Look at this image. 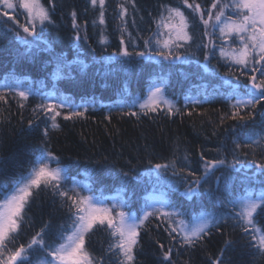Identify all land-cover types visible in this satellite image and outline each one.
Masks as SVG:
<instances>
[{
  "label": "snow or ice",
  "instance_id": "6c2138e0",
  "mask_svg": "<svg viewBox=\"0 0 264 264\" xmlns=\"http://www.w3.org/2000/svg\"><path fill=\"white\" fill-rule=\"evenodd\" d=\"M88 6L96 13L93 27L101 26L100 43L107 44L104 32L109 0H88ZM56 8L57 0H46V3L42 0H0V19L5 24L12 21L15 25L8 31L13 32L11 50L18 60L32 58L37 51H51L43 33L53 23ZM185 10L190 11L186 14ZM130 11L138 13L136 0H117L113 15L119 22L120 50L107 58L108 63L116 56L133 55L142 60L156 58L170 64L185 62L184 53L191 50L194 39L190 30L192 21L198 19L202 25V38L196 47L204 52L205 71L217 52L218 63L222 61L228 69L223 77V84L228 86L224 93L228 110L219 114L218 126L233 121L247 127L249 121L255 120L257 109L264 110V0H211L208 6L198 0H180V6L160 3L158 15L153 18L155 29L143 38V50H138L132 43L133 37L128 31ZM70 15L74 40L81 39V31L87 39V21L82 26L75 10ZM20 17H23L22 21ZM132 24H136L134 17ZM129 43L133 47L131 52ZM51 63L55 65L54 78H60L61 73L71 69V64L60 55L53 54ZM21 83L17 80L15 86L5 84L8 91L0 92V102L7 104L11 95L23 109L32 93L22 88ZM201 89H204L206 99L220 94L219 89L214 88L209 93L206 86L200 85L196 89L197 95ZM188 100L193 108L202 103L201 99L191 96ZM133 106H138L139 111L121 110L120 115L139 119L159 115L161 111L169 117L184 114L167 99L163 80L154 82L146 96L134 101ZM88 111L87 107L70 105L59 96L49 95H44L32 109L35 120L43 117L50 123L42 130L44 143L34 154L30 166L11 185L0 181V264H32L31 256L35 252L43 253L41 264H112L113 258L116 264H137L141 234L152 227L166 233L171 246L157 243L163 261L174 264V249L195 248L212 235L213 229L221 232L222 225L229 222L234 230L240 231L247 247L257 256L264 257V227L257 223V215L264 214V135L250 136L248 141H233L231 161L227 157L206 158L201 153L203 171L199 175L190 167L178 164L175 158L164 162L149 159L146 174L150 179L154 178L157 189L165 190L158 196L146 197L142 208L133 213L130 205L134 193L125 192L123 187L116 189V195L111 197L105 196L103 190L97 193L93 188L95 180L93 184H81L71 178L60 156L47 146L50 132L60 129L58 117L64 121L86 119ZM261 117L264 121V111H261ZM105 119L111 122V112ZM33 123L34 120H30L29 127ZM184 160L187 161V156ZM169 173L172 177H193L190 183L183 181L186 185L183 195L199 204V211L186 215L176 208L170 198V193L177 190L176 184L172 180H162ZM121 176L125 178L122 185L129 179H136L129 177L128 171L121 170ZM213 177L215 187L204 188ZM47 192L66 212V221L56 225L55 230L51 219L43 221L39 229L22 242L23 227H31L28 211L41 193ZM205 195L209 201L227 209V214L206 211L207 205L201 202ZM97 231H103L109 237L102 254L91 250L90 240ZM222 257L223 250L220 256L210 258L211 264H224Z\"/></svg>",
  "mask_w": 264,
  "mask_h": 264
},
{
  "label": "trees",
  "instance_id": "16d2710c",
  "mask_svg": "<svg viewBox=\"0 0 264 264\" xmlns=\"http://www.w3.org/2000/svg\"><path fill=\"white\" fill-rule=\"evenodd\" d=\"M42 2L46 3V0ZM198 2L208 6L211 0ZM116 3L117 0H109L104 32L108 42L101 44V26L93 27L92 20L96 13L89 8L88 0H57L53 23L43 33V39L51 51H37L34 57L28 59L16 58L11 50L13 32L8 31L15 25L12 21L5 24L0 19V49H4L0 50V92L8 91L5 84L15 86L19 80L21 87L32 93L23 109L18 107L16 98L11 95L7 104L0 102V181L11 185L30 166L34 154L44 143L42 130L50 122L43 117L35 120L32 113L44 95L59 96L70 105L89 109L86 119L64 121L58 117L60 129L51 131L47 142L49 149L60 156L69 176L81 184H93L95 180L93 188L97 193L103 190L108 197L116 195V189L122 187L125 192L134 193L130 205L133 213L142 208L146 197L158 196L160 191L165 190L157 189L154 178L150 179L146 174L150 167L149 159L164 162L175 158L178 164L190 167L199 175L203 171L201 153L206 158L227 157L231 161L233 141H248L250 136L258 138L264 135L262 109H257L255 120L249 121L247 127L233 121L218 126L219 114L228 110L224 99L228 86L223 84L228 69L222 61L218 63L217 52L205 71L204 52L196 47L202 38V25L198 19H193L190 29L194 38L191 50L184 53L181 49L186 55L185 62L170 64L156 58L142 60L133 55L127 58L116 56L108 63L107 58L120 50L119 22L113 15ZM160 3L180 6V0H136L138 13L129 12L128 31L138 50H143V38L151 35L155 29L153 18L158 15ZM73 10L78 13L80 25L87 21V39L84 38V31H81V39L74 40L70 15ZM185 11L188 14L190 10ZM133 17L135 25L132 24ZM20 19L22 21L23 17ZM132 43L128 44L130 52L133 51ZM53 54L63 56L71 64V69L61 73L60 78L53 76ZM161 80L167 99L180 108L183 115L169 117L163 111L159 115L141 116L139 119L120 115L121 110L139 111L133 102L145 97L152 84ZM200 85L206 86L209 93L214 88L219 89L220 94L206 99L204 89H201L197 95L196 89ZM190 96L201 99L202 103L193 108L189 104ZM189 111L192 115H187ZM110 112L112 119L109 123L105 116ZM30 120H34L31 127ZM185 156L187 161L184 160ZM121 170L128 171L129 177L136 179H129L126 185H122L125 178L121 176ZM192 179L172 177L171 173L162 177L163 181L175 182L177 190L170 193V198L176 208L186 215L199 211V204L183 195L186 186L183 181L190 183ZM209 187H215L214 177L204 185V188ZM201 202L207 205L205 210L208 212L227 214V209L209 201L206 195ZM28 218L31 227H23L22 242H26L48 219L52 220L55 230L56 225L66 221V212L47 192L41 193L33 203ZM257 223L264 227V214L257 215ZM157 241L171 246L162 229L152 227L142 232L137 264H167L163 261ZM108 243V235L97 231L90 240L91 250L102 254ZM221 250L224 264H264V257L257 256L253 249L247 247L240 231L234 230L231 222L222 225L221 232L213 229L212 235L195 248L174 249L172 259L174 264H211L210 258L220 256ZM31 259L32 264H41L44 255L35 252ZM112 264H116L114 258Z\"/></svg>",
  "mask_w": 264,
  "mask_h": 264
},
{
  "label": "rangeland",
  "instance_id": "374dc122",
  "mask_svg": "<svg viewBox=\"0 0 264 264\" xmlns=\"http://www.w3.org/2000/svg\"><path fill=\"white\" fill-rule=\"evenodd\" d=\"M6 19V18H5Z\"/></svg>",
  "mask_w": 264,
  "mask_h": 264
}]
</instances>
